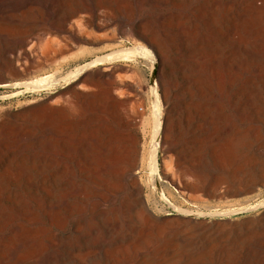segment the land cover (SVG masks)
<instances>
[{
	"label": "bare ground",
	"instance_id": "obj_1",
	"mask_svg": "<svg viewBox=\"0 0 264 264\" xmlns=\"http://www.w3.org/2000/svg\"><path fill=\"white\" fill-rule=\"evenodd\" d=\"M23 1L26 9L19 13L21 16H14L8 14L9 0H0V50L10 52L9 63L0 66L4 73L30 72L36 68L39 70L35 71L40 72L44 65L53 66L56 57L73 45L101 39L88 28L101 30L113 19L115 32L127 31L133 37L139 36L148 47L138 43L132 49L124 48L102 56L94 54L91 60L73 68L64 78L44 74L28 81L26 92L49 91L58 81H65L83 97L70 95L66 104L61 103L62 98H51L52 101L44 102L43 106L35 105L11 113L0 121V264H165L162 260L153 263L149 257L162 255L177 235V232L168 233L164 225L170 221L177 225L187 224L193 230L185 229L183 239L190 244L194 242L197 228L210 224L193 217L169 218L172 213L157 215L147 203L154 205L157 197L167 201L168 198L163 189L153 186L144 198V175H140V171L144 169V161L149 160L150 180L159 181L156 153L160 148L175 153L171 134L178 128L180 106L184 103H213L222 116L225 115L224 107L229 106L234 113L229 119L234 117L232 119L245 127L239 130L230 124L226 129L230 128L238 135L250 134L264 146V0H118L114 17L107 9L110 0ZM52 4H56L55 8H48ZM130 5L134 10L132 16L126 14ZM5 17L19 21L16 31H4L1 21ZM50 34L56 37L51 38ZM3 35L9 40L2 39ZM172 36L188 51H197L198 59L193 67L198 75L185 79L187 85L191 82L197 87L202 97L194 102L189 86H180L176 79L168 82L159 75L154 88L152 144L148 148L145 145L147 150L139 152L137 132L140 127L144 130L145 119L133 117L122 121L123 130L117 131L118 135L109 125L111 135L105 140L106 156L94 158L80 149L72 152L68 149L72 144L67 142L65 154L59 153L53 135L57 129L55 113L69 112L79 116L78 104L86 100L95 104L96 96L102 90L101 79L89 77L84 72L125 57L137 59L149 55L150 63H154L149 47L162 60L164 55L160 46H165ZM18 63L22 67L18 68ZM203 82L204 87L200 86ZM122 86L114 81L111 99L114 110L120 106L127 110L130 104L138 102L137 96L120 99L119 96L125 93ZM187 95L189 102L185 101ZM74 140L76 145L80 143L78 148L87 142L83 135L75 136ZM226 141L229 144L230 140ZM218 149L214 154L221 166V153L225 149ZM226 158L232 166L229 173L234 178L233 184L227 182L225 191L230 188L252 190L257 178L264 184V166L247 171L245 157L228 154ZM252 161L255 164L253 155L249 162ZM171 166L170 163L165 177L178 187L179 192L193 200L198 198L197 192L215 194L222 182L221 176L210 180L203 175L199 176V182L191 181L189 170L177 172L181 167L177 154L176 170ZM261 205H264V198L245 210ZM171 206L179 210L178 206ZM183 209L179 212L187 216L192 214ZM213 224L217 226L218 238H223L224 232L231 228L244 227L253 233L255 227L264 225V214L239 222L223 220ZM210 242L209 250L214 246V241Z\"/></svg>",
	"mask_w": 264,
	"mask_h": 264
},
{
	"label": "rangeland",
	"instance_id": "obj_2",
	"mask_svg": "<svg viewBox=\"0 0 264 264\" xmlns=\"http://www.w3.org/2000/svg\"><path fill=\"white\" fill-rule=\"evenodd\" d=\"M116 1L118 0H110L109 8H107L113 17ZM9 5L10 11H8V14H12L14 16L20 15L19 13L26 9L23 0H9ZM55 5L56 4H52V6L50 5L48 8H55ZM126 11L127 15L132 16L134 13L133 5H130ZM17 21L18 20L16 19L13 20L11 18L5 17L1 21V26H3L4 31L8 33L11 32V30L16 31L19 24V21ZM88 30H92L94 34L101 36V39H97L92 42L82 41L73 45L70 48L71 50L69 49L56 57L57 61L53 64V66L44 65L40 69V72H36L39 70L38 68L34 70L31 69L30 72L25 71L19 73H4V70L0 69V71H2L0 72V78H4L0 79V121L4 116H8L11 113L19 112L35 105H42L46 101H52L51 98H62L63 100L61 103L66 104L70 98V95H72L74 98L79 96L83 97L79 91L72 88L71 83H66L65 81H58L56 84L51 86L52 88H49V91L42 90L40 93L26 92L24 89L26 88L25 85L28 83V81L38 79L40 76H44V74L45 76H49L50 74L55 75L52 77L57 79H59L61 76H63L61 78H64L66 74L74 70L73 68L80 66L84 62L88 61V59L91 60L94 54H99L102 56L111 52L123 50L124 48L132 49L138 43L148 47L146 41L142 40V38L139 36L135 35L133 37L127 31H125V33L124 31L115 32L114 19L112 22L107 24V26L104 25L101 30L95 28H88ZM103 36H105V38H103ZM49 37L54 38L56 35L50 34ZM3 38L5 40H9V38L4 35L2 36V39ZM164 45L165 46H160L161 52L164 55L162 60H159L154 51L149 47L151 55L154 57V63H150L148 59L150 57L149 55L147 58L139 57L137 59L125 57L113 59V61L109 62L107 65H97L96 67L89 69L90 71L87 70L88 72H84V74H88L89 77L93 76L96 78L97 76V78L101 79L100 87H102V90L99 95L96 96L95 104H90L87 100L84 102L85 104H78L77 108L80 113L79 116H73L69 112L55 113L54 122L57 125V129L53 135L55 140L58 142L57 149L59 153H64L65 144L68 143L70 145L71 143L73 148L68 147V149L72 152H76L78 149H80V151H83L92 157L95 156L94 158H98L99 155L102 157L106 156L107 143H105V140L109 135H111L109 125L113 126L114 133L116 132L118 135V132L123 130V128H121L123 127L122 121L130 120L133 117L139 120L145 119L144 130H142L143 127H140L137 129V132L140 136L139 152L142 153V151L144 152L145 149L147 150V148L152 144L151 134L154 126V88L157 85V78L159 75H161L168 82H170V80L176 79L180 86H189L191 90V98L194 102L202 97V95L199 94L200 92L197 91V87L191 82L187 85L185 79L187 76L194 77L198 75V72H196L193 67L195 60L198 59V56L196 55L197 51H188L184 45H180L179 42L176 41L175 36H172V39L168 42H165ZM0 56V66L4 63H9L8 58H10V52L4 53L0 50ZM163 63H165L166 66ZM14 64H16V61H14ZM17 67L20 68L22 65L18 63ZM16 76L17 78L15 79ZM107 77L108 80H104ZM114 81L124 85L121 87V89L123 88L125 93L119 96L120 99H128L129 97L137 96L139 98L138 102L135 104H130L127 110H123L121 106L114 110V104L113 101H111L114 95ZM111 86L113 87L112 93L110 92ZM200 86L204 87V82ZM188 98L189 97L187 95L185 101H188ZM89 105L91 107H89ZM180 107L178 128L171 134V139L174 140V151L179 157V162L181 163V167L177 170V172L181 173L182 171L189 170L192 174L191 176L188 175L190 176L191 181L199 182V176L203 175L210 178V180L215 179L216 176H221L222 182L219 184L215 194H212L210 191L197 192L198 198L193 200L188 198L186 194L183 195L181 192H179L178 187L165 177V173L170 170V163L173 166L171 167L176 170L174 166L176 154L173 151H169L167 149L163 150L162 148L157 150L156 163L160 174L159 181L156 180L151 182L150 161H144V169L140 171V175H144L143 183L145 187L143 197L146 198V195L150 193V190L153 186L163 189L166 194L165 196L168 198L167 201L161 197H157L154 205H152L151 202H148L147 204L150 209L154 210L159 216L164 215V213L165 215L172 213L173 215L170 214V216H168L169 218H173L174 216H179L181 218L193 217L192 219L204 220L210 224L206 225V227H198V232L195 233L194 242L189 244L184 241L185 239H183V234L185 229H190V227H188L187 224L177 225L174 221H170L167 223V225H164V229L166 227L167 232L170 234H172V232H177V235L171 244L166 247L165 251L163 252L164 254L162 253V255H160L161 257L159 254L151 255L149 256L150 261L157 263L162 260V262L165 261V264H264V225L262 227H255L253 229L255 232L253 233L252 231L246 230L244 227L238 229L231 228L229 232H224L223 238H218L216 236L217 226L213 224V222L223 220L239 222L248 217L255 218L264 214V205L249 211L245 210V208L255 206L258 202L260 203L264 198V184L259 183V178H257V183L255 182L256 185L254 188H252V190L236 191L233 188H230L228 191H225V187L228 185V183L233 184L234 178L229 173V170L232 166L228 163L226 156L229 154L230 157H245L246 160L244 162V167L247 171L255 170L258 166H264V146L261 145V140L257 141L256 139H253L250 134L238 135L234 134L232 129H226V126L228 127L230 124H234V127L239 130L245 127V124L232 119L234 117L229 119V115L234 116V113L231 111L229 106L224 107L225 115L223 116L221 115V110L219 108L216 109V106L213 105V103L205 104L189 102L181 104ZM186 107L188 108V111L185 110ZM77 135H83L85 137V141H87L84 142L80 148H78L80 143L77 145L76 143H73L76 142L74 138ZM227 139L228 141L230 140L229 144L226 141ZM220 147L225 149L221 153L222 167L220 166V162L217 161L214 154V152L219 151L218 148ZM252 155L255 157V164H253V161L252 163L249 162ZM146 157L147 155L144 158ZM230 160H232V158ZM260 191H263L261 195L259 194ZM172 204L176 205V207L178 206L177 208H179V210H176V208L171 206ZM183 207L186 210H184ZM180 208L181 210L183 209L187 212L190 211L192 214L187 216L179 212L181 211ZM201 211L203 213H201ZM231 211L233 213H231ZM203 233L207 236L203 237V235H201ZM179 239H181V241ZM210 240L214 241L215 246H213L211 250L208 248L211 245Z\"/></svg>",
	"mask_w": 264,
	"mask_h": 264
}]
</instances>
